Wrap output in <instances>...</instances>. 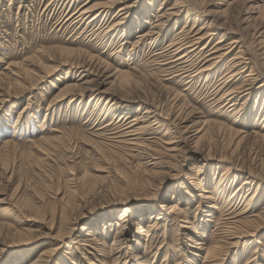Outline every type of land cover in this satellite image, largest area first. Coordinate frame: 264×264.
Returning <instances> with one entry per match:
<instances>
[{"label":"rangeland","instance_id":"obj_1","mask_svg":"<svg viewBox=\"0 0 264 264\" xmlns=\"http://www.w3.org/2000/svg\"><path fill=\"white\" fill-rule=\"evenodd\" d=\"M84 1L0 0V264H34L59 214L68 235L41 263L208 264L206 247L225 220L264 216V0H130L125 17L111 15L115 3L88 23L70 17ZM171 6L170 21L157 27V7ZM210 19L227 29H212L204 50L220 34L238 40L218 68L196 73L213 56L198 48L181 72L158 68L170 42L211 28ZM121 69L139 80H122ZM67 84L76 85L58 96ZM96 86L107 91L95 94ZM156 105L176 150L157 139L151 151L108 157L136 112ZM163 126L141 135L162 137ZM54 133L61 138L41 150V137ZM253 223L222 264H264V219ZM86 231L90 245L72 241Z\"/></svg>","mask_w":264,"mask_h":264},{"label":"bare ground","instance_id":"obj_2","mask_svg":"<svg viewBox=\"0 0 264 264\" xmlns=\"http://www.w3.org/2000/svg\"><path fill=\"white\" fill-rule=\"evenodd\" d=\"M89 2H90V0L82 2L79 5V7L75 11L72 12L70 17L74 18L75 20H82V21L84 20V21H86V23L94 22L96 19L101 17L103 14L105 16L108 15V13L110 12L111 8H113L115 3H119V6H118L117 10L114 11L113 14H111V15L112 16H116L118 12L122 11L121 13H118V14L120 15V14L124 13L123 16H121V17H125L128 14V11L130 10V8L133 6V3L130 0H102V1H97V2H93V3H89ZM173 7L174 6H171V7H169V9H164L162 11H160L159 7H157L158 8L157 11H159L158 14L156 13L157 16H158V20H159L157 22V27H158V25L163 26V24H166V23H168L170 21V15L175 13L173 10H170V8H173ZM164 16H166V17H164ZM121 17H119L117 19L112 18L114 20H109V19L105 20V23L108 22V20H109V22H108L107 25L104 26V28L108 29L110 26H114V25L120 23L122 21ZM104 19L105 18H103V21H104ZM212 20L214 21V19L208 20L206 25L207 26L210 25V27L214 26L212 24L213 23ZM224 23H225V21H224ZM184 25H186V24H184ZM216 27H218V29H220L219 27L222 28L224 26H220L218 24V25H216ZM216 27H214V28L211 27V28H208V29H205V30H203V27H202L198 31H195L194 33H192L191 35L186 36L187 40H185L186 37H185V39L181 38L183 40H179L178 39L179 41H177V44L175 46L172 45L175 42H170L168 44V46H170V47H167L166 49H164L166 51V53H164V55H167V57L163 58L162 60H157V61H154V62L159 64L158 68H160V66H164V67L172 66L173 67L175 65V66H177V67H174L175 70H179L181 72L185 68L184 63L188 62V60H190V59H188L190 54H191L190 51L192 49L194 50V49L198 48V53L199 52H201V53L203 52V58L207 57L208 55H213V56H211L209 58H206L205 61L203 62V64L200 65V69H198L196 71V73L200 72V71H203V70H206V69H209V68H215V69L218 68L219 63H220L219 59L221 57H223V56L228 55L233 49L232 48V44L235 41H238V40H237V38H231L230 40L227 41L228 43L227 42L224 43L223 41L225 39L223 38V34H220L219 37L214 42L213 46L212 47L210 46L208 51L204 50V48L206 47V44L203 43L204 39L206 37H209L211 35V33H213L211 30L215 29ZM224 28L227 29V26H225ZM208 30H210V32ZM146 34H147V32H146ZM142 35L144 36V34H142ZM138 40L139 39L135 40V42L138 41ZM180 50H182L183 53L178 55L177 53ZM201 53H200V55H201ZM236 53H238V52H236ZM192 56H193V54H192ZM183 57H184V59H183ZM237 57H238V55H233V57L231 58L232 59L231 63H232L234 68L238 67V65H237L238 64V59H237ZM89 59H88V61H89ZM207 59H209V61ZM195 64H196V62H195ZM195 64H194V66H195ZM80 66L83 67L82 68L83 70H88V67H89V66L85 67L86 63L82 64V62L80 64ZM198 66H199V64H198ZM172 67H170V68H172ZM188 72H190V70ZM118 74L123 75V77H122V80H123V79L127 78V75H128V78H130V74H132V73H131V71H129L127 69H124V70L121 69V70H118ZM232 74H233V71L229 70L228 73L225 74L226 75L225 81H230L233 78ZM132 75L134 76V79H135L134 81H138L139 80V78H140L139 74L138 75L137 74H132ZM146 75L149 76L150 74H146ZM83 84L78 86L79 89L82 92L85 91V89H88L86 84L85 85H83ZM73 85H76V84H72V85L71 84H67V85H65L63 88H61V90H60L61 94L58 95V96H61V95L63 96L65 94L64 92L69 90L70 88H72ZM94 89H95V92H94L95 94H101L102 91H107L106 89H104V88L100 89L99 87L94 88ZM228 93H231V91L228 92ZM233 95L234 94H230L228 96L232 97ZM113 97H116V96H112L111 98H113ZM106 101H108V100L106 99ZM146 108L148 109V106ZM149 108H150L149 111H147L146 109L140 110V111L137 110L138 112H136V115L131 120H129L126 123L124 128L128 127V129H126V130L122 129L121 130L122 133L118 134L122 138L116 139L117 141H115V142L113 141V143H115L116 145H114L112 148H107V149H109L108 151L110 152V154H108V157L115 156V157L122 158V157H129V156L132 157L135 154H139L140 155V151L141 150L142 151L145 150V149L146 150H148V149L150 150L148 145L156 144L155 140H157V139L160 140L159 143L161 144V147H160L161 149L166 150L167 152L168 151L174 152L176 150L177 146L171 144V142L173 140L172 141L170 140V138H169L170 136H168V137L164 136L167 133H169L168 132V127L167 126H163L164 125V120L159 119L160 116L158 117L155 114H160L161 117H163L164 119L166 118L167 115L164 116V114L160 113V108H158L157 105L154 106V107L151 106ZM142 112H150V120H141V117L143 116ZM146 114L148 115V113H146ZM151 125H155V128H161L162 126L164 127V132L161 134L162 137H154L153 139H151L149 137L147 138V137L141 135V133L143 131H145L146 128L150 127ZM60 136L61 135L57 133V134H55L54 136H51V137L50 136L49 137L46 136L45 138L41 137L40 144H39V146L41 147V150H48V148L52 147L55 143H57V141L61 138ZM150 156H152V154H150ZM152 157H154V156H152ZM143 158H144V156H143ZM155 158H158V157H155ZM114 159H116V158H114ZM197 170H198V168L196 170H193V172H196ZM166 205L167 204L165 202H163L162 204H157V205L156 204H154V205L150 204V205H148L147 208H148V210H150V212H154V211H157V210H162V208H160V206H165L166 207ZM167 207H168V211H174V209H175L174 208L175 207L174 204L173 205L172 204L168 205ZM139 210L141 211L140 214H144V213H146L148 211L146 209H143V207L138 209V211ZM143 211H145V212L143 213ZM240 213H242V212H240ZM240 213H238V214L242 215ZM251 215L258 216V213L257 214L253 213ZM242 217L243 216L234 217V218L227 219V220L224 221V223H225L224 225L225 226L222 227V230L220 231L219 235L215 238V240L211 244H209V246L206 247V251H205V253L203 255V261L207 260L209 262L208 264H222V260L224 258L223 256L224 255L227 256L230 253V248H232L235 245H237L238 243L246 240L249 235L250 236L253 235L251 233L252 230L248 229L250 226H252L254 224L253 222L257 221L259 219H264V216H259V219H248V220H244L243 219L244 217L243 218ZM104 220H105V218H104ZM57 221H58V223L49 224L47 226V229H48L47 232H49L47 240H50L51 242L47 243V245H45L40 250V253H39L38 257L35 258L36 262L34 264H45V263H41V261H39V260L41 258L44 259V257L50 256L52 253H53V256H56L60 252L59 250H60V248L62 247V244H63L62 241H60V240H63V237L67 236L68 234H67V232L64 230V228L62 226L61 219H60V214H59V217H58ZM87 227H91L90 224ZM91 228H95V227H91ZM69 229H72V227H69ZM119 231L122 232V230H119ZM118 234L119 233L117 232V235L113 238V241L111 242V245H115V244L118 243V238H117ZM83 236H85V237L77 238V239H74L72 241L79 242L82 245H90L91 242H92V239H94L93 238L94 237L93 236V232L86 231ZM97 239H99V238H96V240ZM114 247H115L114 249L118 248V247H116V245ZM82 256H84V255H82ZM84 257H86V256H84ZM98 264H101V262L99 261Z\"/></svg>","mask_w":264,"mask_h":264}]
</instances>
